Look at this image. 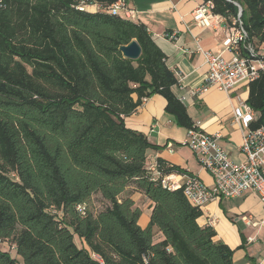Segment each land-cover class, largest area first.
<instances>
[{
  "label": "trees",
  "instance_id": "trees-1",
  "mask_svg": "<svg viewBox=\"0 0 264 264\" xmlns=\"http://www.w3.org/2000/svg\"><path fill=\"white\" fill-rule=\"evenodd\" d=\"M116 1L0 0V241L20 257L0 249V264H235L183 187L154 179L147 151L156 146L126 125L144 98L160 94L178 125L197 128L147 26L80 8ZM204 1L228 25L239 17L245 45L264 58V0ZM132 40L142 48L136 60L120 50ZM248 89L259 127L264 71ZM156 162L162 174L182 173ZM132 185L151 202L146 227ZM96 193L109 202L98 212Z\"/></svg>",
  "mask_w": 264,
  "mask_h": 264
},
{
  "label": "crops",
  "instance_id": "crops-1",
  "mask_svg": "<svg viewBox=\"0 0 264 264\" xmlns=\"http://www.w3.org/2000/svg\"><path fill=\"white\" fill-rule=\"evenodd\" d=\"M136 10L135 21L145 24L155 42L165 52L169 68L179 82L175 91L186 105L194 123L210 134H218L220 144L234 162H241L245 155L240 150L243 127L232 122L233 109L249 96L248 85L239 84L230 94L210 88L201 95L191 90L205 82L209 71L203 51L220 54L226 59L233 52L226 48V23L216 17L208 18L210 25L202 26L194 18L198 0H128ZM97 12L95 5L86 8ZM175 34V39L169 35ZM166 99L154 94L143 101L137 110L125 118L129 128L148 136L155 148L147 151L149 163L161 158L182 169V173L197 175L207 185L213 184L212 175L201 165L192 149L183 144L188 129L178 125L173 115L166 111ZM173 144L172 149L168 144ZM130 197L143 208L139 224L146 227L151 216V202L133 187ZM200 225L213 226L216 240L234 249L235 264L264 263V207L258 195L247 191L238 197H220L202 207ZM243 216H249L246 222ZM162 233L157 231L156 239Z\"/></svg>",
  "mask_w": 264,
  "mask_h": 264
},
{
  "label": "built area",
  "instance_id": "built-area-1",
  "mask_svg": "<svg viewBox=\"0 0 264 264\" xmlns=\"http://www.w3.org/2000/svg\"><path fill=\"white\" fill-rule=\"evenodd\" d=\"M199 5L194 11V18L202 26L210 25L208 18L216 17L219 21L226 23L224 17L214 14L212 2L198 0ZM95 5L98 10L104 9L106 13L122 16L127 19H136V10L132 8L128 0H117L106 8L99 4L82 2L80 8L85 9ZM242 23L240 18L233 20L232 25L224 28L226 48L233 52L231 59H226L220 54H213L210 51H203L209 71L205 82L191 90L193 95H201L210 88H217L230 94L239 84L250 82L260 78L264 71V58L258 55L252 46L245 45L246 31L236 25ZM175 39V34L169 35ZM248 50L249 54H242V47ZM147 98H144L146 100ZM258 112L242 101L239 106L233 109L232 122L243 127V142L240 150L245 155L241 162L231 160L226 149L219 142L218 134H210L197 126L188 130L187 138L183 144L189 146L198 157L201 165L212 175L213 184L207 185L197 175L172 172L162 174L157 168L156 160L149 163V170L153 173L154 179L161 178V183L169 189L183 187L184 192L192 204L204 207L209 202L220 197H238L247 191L255 192L264 207V125L252 127L258 120ZM168 146L172 149L173 144ZM82 210V206H78ZM249 216H243L242 220L248 221ZM94 257L99 258L97 255ZM264 264V263H260Z\"/></svg>",
  "mask_w": 264,
  "mask_h": 264
},
{
  "label": "rangeland",
  "instance_id": "rangeland-1",
  "mask_svg": "<svg viewBox=\"0 0 264 264\" xmlns=\"http://www.w3.org/2000/svg\"><path fill=\"white\" fill-rule=\"evenodd\" d=\"M133 185L131 187H129V189L127 190V194L129 195L132 191H133ZM107 206H109V202L105 199H103V197L101 196V194L96 193L93 195V199H92V203L90 205V209L94 212H98L101 211L103 209H105ZM77 244L79 246H81V241L79 240L78 237L75 238ZM0 249L2 250H7L11 253V255L15 258H20L17 255V251L15 250V248L9 244V242H1L0 241Z\"/></svg>",
  "mask_w": 264,
  "mask_h": 264
},
{
  "label": "water",
  "instance_id": "water-1",
  "mask_svg": "<svg viewBox=\"0 0 264 264\" xmlns=\"http://www.w3.org/2000/svg\"><path fill=\"white\" fill-rule=\"evenodd\" d=\"M240 16L242 15V8L240 7ZM121 52L123 53V56L129 59L136 60L138 59L142 54V48L137 40H132L127 45H122L120 47Z\"/></svg>",
  "mask_w": 264,
  "mask_h": 264
}]
</instances>
